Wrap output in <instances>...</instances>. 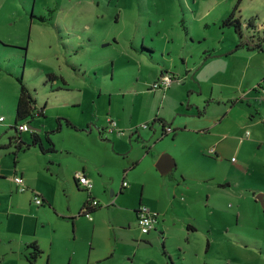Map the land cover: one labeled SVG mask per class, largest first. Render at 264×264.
Masks as SVG:
<instances>
[{
    "label": "rangeland",
    "instance_id": "rangeland-1",
    "mask_svg": "<svg viewBox=\"0 0 264 264\" xmlns=\"http://www.w3.org/2000/svg\"><path fill=\"white\" fill-rule=\"evenodd\" d=\"M231 12L243 22L252 15L263 31L264 0H0V114L3 115L0 142L8 141L16 132L11 124L19 75L33 91L37 107L45 104L44 114L30 118L33 127L22 130L25 140L36 127L47 145L45 133L59 119L61 127L50 131L56 144L75 141L67 132L78 129L70 128L74 126L66 123V117L86 126L88 121L106 124L111 113L117 124L114 129L107 128L108 132L123 133L121 136L128 138L131 130L138 129V133L132 134L134 141L130 145L137 162L124 172L121 167L124 161L117 159L111 173L115 190L101 185L100 206L91 215L77 214L76 227L66 210L69 204L74 205V193L78 192L64 178L71 165L80 159L57 148L54 156L60 161L54 164L49 163V150L42 152L36 146L42 156H34L28 147L21 150L24 152L19 161L30 168L36 184L53 201L49 205L48 201L32 199L30 209H26L46 220L37 228L45 247L34 262L28 260L29 264H161L163 260L158 258L162 253L161 239L154 246L136 241L140 239L134 234L142 233L133 210L139 201L152 209L178 213L191 220L197 216L193 219L197 228L189 236L186 232L180 238L168 236L174 258L178 255L193 264L205 259L211 264H264V128L260 139L253 125L242 126L237 137L247 128L249 135L239 149L230 153L235 159L230 154L222 155V161L207 165L210 178L189 182L184 181L179 170L198 173L199 169L190 167V162L197 147L207 146L208 136L179 128L174 133L159 134L158 127L152 132V128L142 125L151 119L148 117L151 112L185 107L190 90V100L197 98L203 104L211 84L215 89L226 84L218 76L220 84H213L207 73L211 69L204 66L199 70L204 92L199 94L198 84L189 71L185 74V68L190 65L194 69L201 54L214 46H234L239 33L232 23H222L223 17ZM250 50L253 51L249 56ZM235 51H238V57L234 58L237 69L229 64L222 73L231 80L234 75L244 76V87L251 88L252 99L260 105L261 87H257V81L264 77V42L261 48L244 46L231 53ZM229 57L232 61L233 56ZM161 70L180 76L165 86L173 93L164 106L165 87L152 86ZM260 71L263 73L258 74ZM237 89L229 88L223 94L233 96ZM207 105L211 111L215 102ZM256 115L260 117L259 113ZM143 129L149 130L148 135L140 132ZM12 146L0 145V167L8 177L14 167ZM158 148H164L175 158V167L169 172H161L146 152ZM235 162H242L248 172H237ZM123 175L130 183L120 191ZM8 177H0V185L13 186ZM174 177L181 180L177 189ZM222 178L226 181L219 183ZM209 184L212 188L207 196ZM186 186L187 189L183 188ZM23 190L18 189V193L25 197ZM259 191L263 192V200L256 196ZM7 196L0 192V210L4 213ZM14 210L8 219L2 218L0 211V264H27L17 259L11 246H18L20 220H27L32 231L35 217L28 211ZM91 216L95 222V244L102 247L109 234L115 238L111 240L113 245L117 242L115 252L99 261L88 257ZM132 227L136 228L135 233ZM172 228L176 230L177 224ZM52 231L59 232L62 238L49 249Z\"/></svg>",
    "mask_w": 264,
    "mask_h": 264
},
{
    "label": "crops",
    "instance_id": "crops-1",
    "mask_svg": "<svg viewBox=\"0 0 264 264\" xmlns=\"http://www.w3.org/2000/svg\"><path fill=\"white\" fill-rule=\"evenodd\" d=\"M232 47L233 46H228L227 48H217L216 46H214L208 54L206 55L205 53L201 54L200 61L198 62V64H196L194 69H192L190 65L186 66L185 74H187V71L190 72V75L193 77L194 81H196V83L198 84L199 94H201L202 91L204 92V86L199 72V70L204 66H206V68L211 69L207 73H209L212 76L213 84L214 82L220 84V80L226 81L225 85L218 86L216 87V89L211 84V86L208 89L207 96L204 97L206 101L203 104L202 101H198L197 98H195L194 100H190L191 91H192L190 90L188 96L186 97L185 107L177 108L176 110L167 109L164 111L159 109V111L157 110L155 112H151L148 116L149 118H153L155 115H157L160 118L154 120L149 125H147L149 128H152L151 130L152 132L157 131V127H158L159 129L158 133L162 134L163 127L160 121L163 120L164 123L170 124L173 127V129L168 130L167 133L170 132L174 133L175 130L179 128L181 130H192L194 132H197L198 134H206L208 136L209 139H207V141L205 142L207 146L197 147L196 155L192 158L190 162V167L199 169L198 173L190 172L189 174H186L184 170L182 169L179 170V173L182 175L184 181L187 180L190 182V181H197L198 179L201 180V179L210 178L212 174L206 172L207 165L211 161H220L222 155L225 156L229 155L232 151H234L233 149H239L240 144L247 139L246 137L249 134H246V130L248 128L245 129L237 137V133L239 131H242L241 130L242 126L250 125V124L253 125L257 130V135L259 136V138L260 139L262 138V134H263L262 130L264 128V117H263L264 98L258 97V99L260 100V105H258L257 102H255L252 99L253 97L251 95V88L249 89L244 87L246 86L244 83V76L240 78H236L234 75L233 79L231 80L229 79V77H225L222 73L223 69L229 64L230 65L233 64L234 69H237V65L235 63L237 59L234 58L238 57V51H235L233 53L227 52ZM252 51L253 50H250V53L248 54L249 56L252 54L251 53ZM229 56H233L232 61ZM231 71L234 72V70L232 69ZM259 73H263V72L260 71L258 72V74ZM217 76L220 77V80L218 79ZM262 80L264 83V77L262 78ZM238 85L240 86L238 87ZM257 87H261V86H257ZM229 88H238L234 93L235 95L233 96L228 95L227 97L225 96V94H223L224 91L225 90L228 91ZM170 93H173L170 87H165L163 89V95H162L163 106L168 101L167 98ZM224 98L227 99V102L223 101ZM211 101L215 102V107L211 111H209L207 104ZM256 113H259L260 117H258ZM110 115L112 114L110 113ZM112 117L114 118V116ZM74 123L76 126L70 128H77L78 131H68L67 135L69 138L75 139V141L69 139V142H63V144H61L60 146H58V144H56V141H54L55 149L53 151L49 150V155H47V157L49 158V163L56 164L54 161H60L59 157L54 156V154H57L56 150L58 148L80 159L79 162L71 165L64 178V180L66 179L68 186L70 188L73 187L74 190L76 189V191L78 192L76 194L74 193V197L76 195L74 205L69 204L66 210L67 216L69 215V217H72L74 219L75 227H76V215L78 214L77 211H79L85 200L86 192H83L82 191L83 188L78 185L76 181L77 178L75 177V172L80 169L91 179L92 184L90 186L89 191L97 198H99V195H103L101 185L104 187L107 186L106 188L110 187V190L111 189L115 190L114 186L111 185L113 180V177H111V173H113L112 168L114 165H116L117 159L120 157L122 161H124V164H121L122 170L124 172L128 168L134 166V164L137 162L136 156L132 154L130 145H132V142L134 141V139L132 138V136L134 135L132 134L138 133L137 131L138 129L135 128V131L134 129L131 130V133L128 134V138L125 137V135L121 136V134L123 133H114V134L110 133L108 132L106 127L108 123V115H107L106 124H97L95 122L88 121L86 126H83L82 124L79 125L76 122ZM140 132L143 133V135L144 134L148 135L149 130L143 129ZM144 145H146L145 142ZM36 146L37 145L33 144L30 145L28 148L31 150L30 152L34 154V156L38 154H39L38 156H42L40 155L41 153H39V151L35 149L37 148ZM163 149L164 148H158L154 150L151 149L146 152L152 158V161L153 160L156 161L157 157L159 156L161 151H163ZM208 151L209 153H207ZM22 152L24 151H20L18 153V158H17L18 161L15 163V165H13L14 167L11 173L9 174V177L8 174H6V172L2 170V168L0 167V177H8L10 178V182H14L13 186L5 187V185H0V192L2 194L9 195L6 198L7 203L5 207V213L4 210L2 209L0 211H2V215H3L2 218L5 217V219H8L10 217V214L13 211V209H15L14 212L22 211L23 213H25L26 211H28V213L30 212L35 217V228L32 231L29 230L27 220L24 219L20 220L19 229L17 230L18 246L15 247L13 244L11 246L13 247L12 251L17 252V259L19 261H25L27 264H29V261L25 255V252L27 250L25 244L30 240L36 239L38 243L41 245V247H45L44 238H42L40 234L37 233V228L38 226L44 225L46 220L43 217H41L39 213L34 212L33 210L31 211L26 210V209H30L29 204L32 201V188L36 189L39 193H41L42 196L45 198V201L49 202V205H52L53 201L51 200L50 196L48 199L47 197L48 194L46 193V191L40 188L36 184L30 168L27 167L24 163L19 161L20 160L19 155H21ZM230 156L232 158L234 155L230 154ZM213 157L215 159H213ZM57 164L59 165V163ZM174 167L175 165L173 166V168ZM234 167L236 168L237 172L240 170L246 173L248 172V170L244 168L242 162H235ZM50 171L53 170L50 168ZM14 172L22 173L26 183L29 186L28 187L29 191L23 190L26 195L25 197L22 196V193H18L17 183L12 178V174ZM58 177H60V175H58ZM123 178H126V175H123V177L120 180V185H119L120 191L122 189L121 182ZM174 178L176 179V183H175L176 185L174 186V188L177 189L181 180L178 177H174ZM224 181L226 180L222 178V180H219V183H224ZM227 182H229V180ZM183 188L187 189L188 186ZM211 188H212V184L207 185V190H206L207 196L210 195ZM141 202L142 201H139L137 206ZM137 206H135V209L137 208ZM157 211L158 214H157V219L154 222V226L146 232L147 234L143 232L138 235L134 234L137 236L136 238L140 239L136 241L140 243H147L149 244V246H154L156 243H159L161 239L163 243L162 253H160V256H158V258H161L163 260L161 264H193V263L184 262L183 260H181L180 256L178 255L175 256V258L173 257L174 255L171 249L172 241H168V236L174 235L177 238H180L182 232H186V235L189 236L191 230L197 228V224L193 220L197 216H194L191 220L187 216H182L174 212H164L160 208H158ZM88 220L91 222V233H90V237L88 238L89 260H93L92 259L93 257L96 261H99L101 259L111 256L115 252L113 247L114 245L116 246L117 243L115 240L113 245V241L111 240L115 238L111 237V234L107 235V239H105L106 242L104 243V245L102 247H98L101 245L98 244L96 245L94 242L95 227H93V225H95V222L92 216ZM134 220H137L135 213H134ZM135 222L137 223V221ZM173 224H177L176 230L172 228ZM134 230H136L135 227L133 228V231ZM75 236L76 237L78 236L76 232V228H75ZM61 238L62 235L59 232L52 231L49 239V249H51L55 243H58ZM208 241L210 242V238H208ZM173 248H177V246H173ZM178 248L180 249L182 248L180 240H179ZM134 252L136 253L135 249L133 250V254H135ZM168 254L171 256L172 260L169 259ZM151 255L152 254L148 255V259L149 256ZM207 263L211 264L208 262L207 259H205L203 262L199 264H207Z\"/></svg>",
    "mask_w": 264,
    "mask_h": 264
},
{
    "label": "trees",
    "instance_id": "trees-1",
    "mask_svg": "<svg viewBox=\"0 0 264 264\" xmlns=\"http://www.w3.org/2000/svg\"><path fill=\"white\" fill-rule=\"evenodd\" d=\"M222 23H232L234 25L235 30H237V32L239 33L238 40L236 41L234 46L227 52H232L233 50L240 48V47H244V46L245 47H249V46L250 47H259V48L262 47L263 42H264V29H263V31H260L259 26L255 23L252 15H250V16H248V18L244 19V22H243L239 16H233V12H231V13H228L225 17H223ZM256 29H258V31H256ZM211 50L212 49L206 50V52H204L205 55L208 54ZM161 72H167V71L161 70ZM170 75L173 78L174 77H180V76H175L172 73H170ZM18 79H19V93H18L17 100H16L14 123L11 124L12 126L15 127L16 132L9 136L8 141L0 142L1 146L13 145L12 148L10 149V151L14 155L13 156V164L14 165L17 162L18 153L21 150L29 147L30 145H33V144L37 145L42 151L54 150L55 149L54 140H53V137L50 135V131L59 129L61 127V121L58 119L56 126L47 130V132L45 133V137H46V140L48 142L47 145H45L43 143L42 136H41L40 132L37 129H35V127L31 130V137L28 140H25L23 138L21 132L23 129H26V128L21 127V123L24 121L27 122L28 123L27 128H29L31 126V124L29 122L30 118L32 116H34L35 114H44V105L45 104H42V105L37 107V105L35 104L36 98H35L33 91L23 81V78L21 75L18 76ZM260 85H264L262 79L260 81H258V83H257V86H260ZM152 86H153V84H152ZM156 87H158V86H156ZM159 87L163 88L162 86H159ZM108 115H110V114H108ZM65 119H66V123L68 125L76 126L75 123L73 122V120H71L67 117ZM156 119H160L159 116L155 115L149 121L151 123ZM160 122L162 123V127H163L162 134L167 133V131H168L166 128L167 123H164L163 120H161ZM116 124H117V122H116ZM172 129H173V127H172ZM134 131H135V129H134ZM75 177L77 178V179L76 178L75 179H76L78 185L80 187H82L83 189H86V197H85V200H84L81 208L78 211V214L91 213L97 206H100V202L93 203V201H92L93 197H96V196H94L89 191L90 186L83 184L79 180V178L76 176V174H75ZM125 186L126 185H124L121 182V188H123ZM28 187L29 186L26 183V187L24 189H26ZM21 190H23V189H21ZM35 194H38L39 196H41V198H42L41 203H43L45 201V198L42 196V194L39 193L36 189L32 188V199H34ZM25 245L27 248V250L25 252L27 259L30 262H34L36 257L42 252L41 245L38 243V241L36 239L28 241ZM169 259L172 260L170 255H169Z\"/></svg>",
    "mask_w": 264,
    "mask_h": 264
},
{
    "label": "built area",
    "instance_id": "built-area-1",
    "mask_svg": "<svg viewBox=\"0 0 264 264\" xmlns=\"http://www.w3.org/2000/svg\"><path fill=\"white\" fill-rule=\"evenodd\" d=\"M172 79H173V77L170 75L169 72H160V74L157 76V78L153 81L152 84H153V86L164 87V86L168 85L172 81ZM260 86H261V90H262L260 97L264 98V85H260ZM2 118H3V115L0 114V119H2ZM149 124H150L149 120L144 121L142 123L143 126H147ZM21 127L27 128L28 123L25 121L22 122ZM106 127L109 129H114L116 127V120L111 115H108V123H107ZM166 128H167V130H171L172 125L167 124ZM246 134H249L248 129L246 130ZM232 158H234V156ZM75 174L83 184H85L87 186H91V184H92L91 179L82 170H80V169L77 170L75 172ZM12 178L17 183L18 189L21 190V189H24L26 187V182H25V179H24V176L22 173L14 172L12 174ZM122 183L124 185H128L129 181H128V179L123 178ZM34 199L37 202L42 201L41 196H39L38 194L34 195ZM92 201H93V203H97V202H99V199L97 197H93ZM136 213H137V216H136L137 223L139 224L141 231L147 232L154 225V222L157 219L158 211L155 209H152L146 203L141 202L136 208ZM88 214L91 215V213H88Z\"/></svg>",
    "mask_w": 264,
    "mask_h": 264
},
{
    "label": "water",
    "instance_id": "water-1",
    "mask_svg": "<svg viewBox=\"0 0 264 264\" xmlns=\"http://www.w3.org/2000/svg\"><path fill=\"white\" fill-rule=\"evenodd\" d=\"M175 163L176 161H175L174 156L168 151H161V153L159 154V156L157 157L155 161V164L157 165V167L159 168L161 172H167L171 170L173 166L175 165ZM111 191L113 192V189H111ZM256 196L260 198L261 200H263V192L259 191Z\"/></svg>",
    "mask_w": 264,
    "mask_h": 264
},
{
    "label": "flooded vegetation",
    "instance_id": "flooded-vegetation-1",
    "mask_svg": "<svg viewBox=\"0 0 264 264\" xmlns=\"http://www.w3.org/2000/svg\"><path fill=\"white\" fill-rule=\"evenodd\" d=\"M134 213H135V216L137 215V213H136V209L134 208Z\"/></svg>",
    "mask_w": 264,
    "mask_h": 264
}]
</instances>
